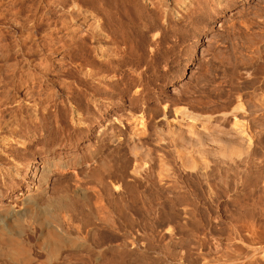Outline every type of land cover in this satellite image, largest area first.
Listing matches in <instances>:
<instances>
[{
	"label": "rangeland",
	"instance_id": "rangeland-1",
	"mask_svg": "<svg viewBox=\"0 0 264 264\" xmlns=\"http://www.w3.org/2000/svg\"><path fill=\"white\" fill-rule=\"evenodd\" d=\"M152 1L0 0V126L6 124L9 118L7 124L11 122L15 129L13 133L11 130V133L1 131L0 134V192L2 194L12 195L17 191L15 185H8L10 182L8 183L7 179L11 178L9 174H14L11 179H16L17 183H24L25 178L28 177L27 165L43 155L45 145L53 148L56 154L59 153L58 151L66 150L74 156L80 154L85 147L88 129L85 72L89 60L103 59L99 57L98 47L104 38L95 29L100 28L99 32L106 33L109 36L108 40L112 42L116 40L115 43L113 42V47L119 45L121 48L126 43H148L153 40H161L166 45H172L173 47L169 50L165 48L160 52L163 58L160 59L159 66L162 67L161 69H168L171 75L164 84L165 90L171 94L178 89H183L182 92L189 91V94L182 98L183 103H180L196 112L213 115L212 118H215L212 120L215 121L217 120L216 112L230 110L237 84L247 76L248 71H252L254 63L249 58L255 53L244 50L234 51L229 48V45L250 43L252 39L260 37L258 27L261 24L258 21L263 20L264 14L260 17L261 19L256 18L257 21L254 19L252 22L250 18L244 16V13H248L249 16L257 13L259 4H262L264 0H243L227 5L218 15L206 22H201L198 14H195L196 3L191 4L192 8L187 9L170 5L174 10L178 9L182 16H186H184V24L179 23L175 14L170 15L166 21L158 13L154 24L155 30L152 28L148 31L145 27L153 22H151ZM125 54L133 56L139 54L142 61H146L151 52L145 49L137 53L128 51ZM234 56H242L243 61L234 60ZM126 66L117 70L101 71L100 73L104 75L101 79L102 88L107 90L111 84L122 81L127 76L133 78L135 72L144 70L142 63ZM93 79L96 82L97 78ZM103 96L100 98L106 101ZM244 97L247 105L250 97L247 95ZM93 108L96 107L93 106ZM78 110L79 114L76 113ZM95 117L98 118V115ZM13 122L18 127H14ZM231 122L232 117L228 116L227 119L220 121V124L228 127ZM97 126L98 123L94 121L91 128L93 139ZM58 143L60 146L66 143L65 148L61 149ZM113 148L109 147L110 150ZM81 168L82 166L75 168L79 176L82 174ZM189 173L176 170L177 184L174 187L179 184L184 187V191L177 190L178 188L175 192L169 189L166 191L168 184H165L163 188L156 178L150 183H143L149 188L158 190L160 188L162 194L156 199L154 195L148 194L144 205L141 206L139 203L140 206L135 207L139 218L132 222L117 224L118 229L94 222L86 223L77 218H72L71 223L68 222L72 225L68 226V223L66 224L60 218L59 227L68 229L66 232L72 230L68 232L71 236L79 235L83 226L86 228L84 227L85 230L81 234L85 235L86 231L90 230L91 235L87 236L88 240H91L89 244L92 245L93 251L102 249L103 257L99 256V261L92 259L96 256L93 254H89V256L92 255L89 257L84 252L66 251L62 252L60 259L54 264H128V262L129 264H207V262H210L208 264H234V262L235 264H264V191L258 189L256 191L258 195L254 193V195L244 194L243 196V193L247 192L246 189L252 187L246 184L248 188L245 186L242 188L243 186L235 185L236 183L229 179L225 184L222 183L223 185L220 182H212L215 184V186L213 184L214 193H206L205 185L198 183L194 175ZM67 175L71 178L73 176L71 172ZM61 176L59 171L51 174L47 185L48 195L51 194L52 185L60 180ZM238 187L240 189L236 190ZM190 188L196 189L195 193L190 194L191 191L188 190ZM243 189L246 191L243 192ZM226 192L231 196L224 195ZM236 192L242 194L240 196L242 199ZM171 194L174 196L171 197ZM178 196H185L184 198L188 201H193L201 217L192 220L174 216L182 212V202L177 200ZM168 197L171 200L177 197L173 202L175 204L170 206V203L164 202ZM43 201H40L41 206L46 205ZM162 204L165 206L161 207ZM209 209H213L214 212L219 209L218 212L223 216L208 217ZM238 211L240 213L255 212V217L252 219L231 216V213L238 214ZM158 213L167 215L163 214L166 219L156 218ZM122 241H124L123 244ZM37 254L38 259L42 260V254Z\"/></svg>",
	"mask_w": 264,
	"mask_h": 264
},
{
	"label": "bare ground",
	"instance_id": "bare-ground-1",
	"mask_svg": "<svg viewBox=\"0 0 264 264\" xmlns=\"http://www.w3.org/2000/svg\"><path fill=\"white\" fill-rule=\"evenodd\" d=\"M238 1L243 0H198V2L197 0H153L151 3L153 6L151 22H153L145 27V30L152 28L155 30L154 24L159 14L166 21L170 15L175 14L179 23L184 24L185 15L182 16L177 8L174 10L170 5L182 9L186 7L187 9L191 7V4L196 3L195 14H198V19L201 22H206V20L209 21L218 15L222 8L224 9L227 5H233ZM258 10L257 13L250 16L248 13H244V16L250 18V21L256 20V18L261 19L260 17L264 14V2L259 4ZM246 17L245 19H247ZM262 17L263 20L258 21L261 25L257 26L260 37L252 39L250 43L241 42L229 45V48L234 51L254 52V55L248 57L253 61L254 66L251 72L246 71L247 76L245 75L246 77L240 79L241 82L237 84L233 93L234 101L231 103L232 106L230 105L231 108L229 107L230 110L227 112L225 109L218 112L219 114L216 112V121L212 120L215 118H212L213 115L196 112L182 104V98L187 96L189 91L182 92L183 89H178L171 94L165 90L164 84L171 75L168 69H161L162 67L159 66L160 59L163 58L160 52L164 51L165 48L169 50L173 47L172 45H166L161 40H153L148 43H126L121 48L119 45L113 47V42L116 40L113 42L108 40L109 36L106 33L99 32L100 28L95 29L104 38L98 47L99 57H103V59H99V61L89 60L85 72L86 82L84 85L88 95L86 100L87 143L82 152L76 156L69 151L66 152V150L58 151L59 153L56 154L53 148L43 145L45 147L44 149L41 146L44 151L43 155L41 154L39 159L33 160L27 165L28 177L25 178L24 183H17L16 179H11L14 174H9L11 178L9 177L10 181L7 179V182L10 183L7 184L15 185L17 191L12 195H5V193L0 192L1 264H42V262H44L43 264H54L60 259L62 252L66 251L69 253L70 251L71 253L84 252L88 256L93 254L96 256L92 259L99 260V256L103 255L102 249L93 251L92 245L89 244L91 240H88L89 237H87L91 235V231H86L85 235L81 234L86 228L83 226L82 232L78 233L79 235L71 236L68 233L70 230L66 232L68 229L64 230L59 227V219L61 218L65 223L69 221L71 223L72 218H77V220L80 219L86 223L94 222L118 229L117 224L132 222L139 218L135 207L142 206L148 194L154 195L155 199L162 194L160 188L158 190L149 188L147 185L144 186L146 182L150 183L152 179L156 178L161 182V187L164 188V185L168 184L165 190L169 189L171 192H175L177 188V190L184 188L179 184V187L177 185L174 187L177 184L176 170L192 173L198 183L201 182L202 185H205L206 193H214L215 187L213 188L214 183L212 184V182L225 184L229 179L234 181L235 185L243 186L242 188L246 184L252 187L245 186L248 189H246L247 192L243 189L245 192L243 196L244 194L254 195L258 189L264 191V15ZM224 47L226 48V46ZM118 49L120 52L130 51V53L133 51L137 53L146 49L151 52V55L149 59L142 61L139 54L137 56L126 55V52L119 54ZM233 59L243 61L242 56H234ZM134 63H142L144 69L143 71L137 70L138 72H135L134 75L135 78L134 76L133 78L127 76V78L122 75L124 77L122 81L111 84L107 90L102 88L101 79L104 75L100 73L101 71L117 70L122 67L125 68L126 65L130 67L129 64ZM94 77L97 78L96 82L93 81ZM99 95L103 96L106 101H103ZM245 95L250 97V102L247 105L244 102ZM76 113L79 114V110ZM97 115L98 118L95 117ZM228 116L232 117V122L228 127H224L220 121L227 119ZM7 119L9 121V118ZM7 121L6 124L0 126V134L1 131H10L11 133L12 130V133L14 132L13 125L11 122L7 124ZM94 121L98 123V126L93 139L91 128ZM15 126L18 127L14 124ZM3 140L2 142H4ZM65 145L66 143L63 146L59 144V147L63 149ZM110 146L114 148L110 150ZM37 163L40 164L37 165ZM78 166H82L81 176H79L78 171H75ZM55 171H59L62 176L52 185L51 194L48 195L47 185L51 179V174ZM13 172L17 173V171ZM69 172L71 175L73 174L74 178L67 175ZM190 189L188 190L191 192L187 190L186 192L195 193L196 189ZM239 189V187L236 188V190ZM227 192L224 195L229 194ZM239 192L236 193L240 197L242 194ZM180 196L178 199L174 197L172 200L168 197L164 201L170 203V206L175 204L173 202L176 199L182 202L181 214L174 216L192 220L201 217L196 204L184 198L186 195ZM240 198L242 199V197ZM42 200L46 205H40ZM139 203L141 204L139 205ZM167 207L169 206L167 205ZM242 207L244 206L242 205ZM157 210H159L158 207ZM212 210H208V217L223 216L222 213L218 212L219 209L216 210L217 212ZM238 212V214L231 213V216L252 219L255 217V212ZM163 214L158 213L156 218L162 219L165 215ZM67 225L71 226L72 224L68 223ZM249 231L251 232V230ZM37 253L42 254V260L38 259ZM103 253L105 254V251ZM89 257L88 259H90ZM130 260L132 259L130 258ZM111 261L114 262L112 258Z\"/></svg>",
	"mask_w": 264,
	"mask_h": 264
}]
</instances>
